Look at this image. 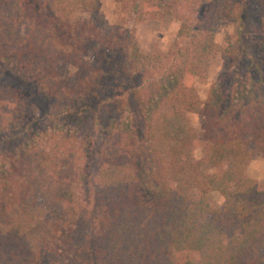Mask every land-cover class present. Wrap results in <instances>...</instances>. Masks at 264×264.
I'll return each mask as SVG.
<instances>
[{
    "label": "trees",
    "instance_id": "obj_1",
    "mask_svg": "<svg viewBox=\"0 0 264 264\" xmlns=\"http://www.w3.org/2000/svg\"><path fill=\"white\" fill-rule=\"evenodd\" d=\"M96 8V0H0L2 66L61 107L96 98V111L119 100L126 109L104 125L94 116L89 133L61 121L33 125L22 85L0 82V264H76L80 254L85 264H264V183L245 176L256 152L264 157V73L216 81L205 103L193 87L216 57L243 53L235 35H224L221 46L213 41L219 25L240 21L241 7L231 0L129 5L134 23L155 15L181 22L182 45L148 82L143 75L162 57L141 53L126 28L102 33L83 17ZM250 40L249 50L264 52ZM61 63L74 69L71 77L58 74ZM190 114L201 117L197 133ZM90 204L89 228L77 242Z\"/></svg>",
    "mask_w": 264,
    "mask_h": 264
},
{
    "label": "rangeland",
    "instance_id": "obj_2",
    "mask_svg": "<svg viewBox=\"0 0 264 264\" xmlns=\"http://www.w3.org/2000/svg\"><path fill=\"white\" fill-rule=\"evenodd\" d=\"M134 1L138 0H96L97 8L84 14L83 17L92 18L96 22L98 28L102 33L109 34L115 29L126 28L132 33L139 50L143 54L156 53L162 57V63L158 65L153 71L147 72L143 75L142 81L156 80L165 68L171 64L173 52L182 45L184 39L179 32L180 21L173 17L167 16H146L140 23H134L126 8ZM233 4L241 7L242 12L240 21L236 24H221L215 28L213 41L216 45L221 46V40L224 35L232 34L241 39V48L243 53L239 52L236 59L233 61L224 57L218 56L208 65L207 75L205 79H195L193 87L197 98L205 103L210 86L216 81H220L219 85H230L237 82L234 76H238L240 80L245 75L251 79L255 77L259 71L264 73V52L260 47L255 46L252 50L248 49L252 38H255L264 45V0H231ZM263 2V4H260ZM193 15H188L186 23L193 21ZM264 20V19H263ZM262 24V26H261ZM58 74L62 77H71L74 69L68 64H58L56 67ZM19 82L22 85L24 93L28 95L31 100V114L33 118V125L36 122L56 123L61 121L65 124H75L76 127L81 128L83 132H91L90 125L93 117L96 116L104 125L105 122L110 121L123 115L126 112L124 100L111 102L103 107L94 109L96 98L88 100L80 107H61L58 104L52 103L49 99L37 94L29 86L21 75H17L14 70L7 69L0 64V82ZM146 83V82H145ZM144 93L140 94L144 98ZM131 105V104H130ZM188 128L191 132L197 133L200 129L202 120L199 114H190L186 116ZM90 130V131H89ZM193 158H199V148L193 150ZM91 157V154H90ZM90 159V158H89ZM245 176L256 183H264V157L256 152V155L250 160L245 168ZM91 180V176L88 178ZM85 192L89 190V186L84 182ZM89 193V191H88ZM209 202L212 205H219L220 198L216 193L207 195ZM45 206V205H44ZM49 208L45 214H50ZM92 206L89 205L80 220V224L76 228V234L79 238L76 240L80 242V237L89 228L92 217ZM82 242V241H81ZM86 256L80 254L76 256V264H85Z\"/></svg>",
    "mask_w": 264,
    "mask_h": 264
}]
</instances>
